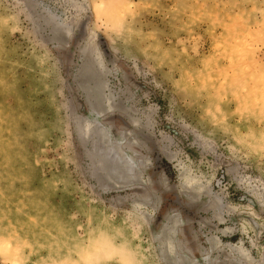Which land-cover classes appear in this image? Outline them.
I'll list each match as a JSON object with an SVG mask.
<instances>
[{
    "label": "rangeland",
    "instance_id": "1",
    "mask_svg": "<svg viewBox=\"0 0 264 264\" xmlns=\"http://www.w3.org/2000/svg\"><path fill=\"white\" fill-rule=\"evenodd\" d=\"M0 264H264V0H0Z\"/></svg>",
    "mask_w": 264,
    "mask_h": 264
},
{
    "label": "bare ground",
    "instance_id": "2",
    "mask_svg": "<svg viewBox=\"0 0 264 264\" xmlns=\"http://www.w3.org/2000/svg\"><path fill=\"white\" fill-rule=\"evenodd\" d=\"M88 85L86 86V93H87V94L85 93V95H87L86 97H88L89 95L92 96L94 98V100H95L94 103H96V106L97 107H99V106L101 107V104H102V96H101V93H100V87H95V88L93 87L91 89V87H89ZM98 111H100V110L98 109ZM126 169H127V164L119 163V164H117V167H116V169H115L114 172H115L116 175H118V174H125L126 173ZM186 184H188V183H186ZM167 236L168 235H166V237ZM164 243H165V246H166V242H164Z\"/></svg>",
    "mask_w": 264,
    "mask_h": 264
}]
</instances>
